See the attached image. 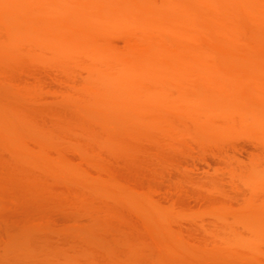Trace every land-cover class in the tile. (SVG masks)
<instances>
[{
    "label": "bare ground",
    "instance_id": "bare-ground-1",
    "mask_svg": "<svg viewBox=\"0 0 264 264\" xmlns=\"http://www.w3.org/2000/svg\"><path fill=\"white\" fill-rule=\"evenodd\" d=\"M4 26L8 30L2 32ZM0 27V60L6 57L16 59L26 54L33 60L36 59V62L38 60L43 64L58 66L63 72L73 71L71 74L76 75L72 77L82 76L86 71L83 79L81 77V83L75 84L76 88L72 86L74 83L71 80L72 84L69 82L72 90L78 89L73 91L76 94L66 89L69 86L67 84L63 90V96L73 101L72 103L77 102V92L81 91L83 96L78 95L80 100L78 99L79 103L76 104H81L82 100L83 103L95 104H87L92 108L98 105L102 111L115 113V116L113 114L109 117V114L107 116V113L103 112L106 118L113 120L114 117L115 122L131 121V126L135 123L134 125L141 128L139 130L152 129L156 134H166L173 140L172 144H187L186 140L190 139L202 144L207 143L206 146L210 143H214L212 146H222L234 138L253 140L256 150L248 157V163L245 161L247 167L242 162L240 165L245 167L241 168L244 169L243 172L240 173L239 170L240 174H233V177L242 181V185L244 183L247 186V192H244L245 189L239 192L243 193L240 194L242 199L236 193V197L241 199V204L234 211L235 209L226 203L219 202L220 198L214 199L216 203L212 200L211 207L205 210L221 223L218 222V227H213L216 229H209L212 233L208 230L210 235L212 234V238L209 235L210 241L213 239V242H208L210 245L206 242V245L196 246L191 250V254L200 258L208 255L207 260L209 257H218L226 261L232 258L249 264H264V0H0ZM117 38L123 41L121 48H118L121 44H115ZM240 66L241 70H234ZM77 68L79 72L84 69L83 73L77 74ZM75 81L78 82V78L73 82ZM32 84H24L23 88H29ZM66 92L68 96L72 93L71 97L75 94V100L68 98ZM11 119L13 120V117ZM2 123L7 124L5 121ZM131 128L129 134L135 132V129ZM34 130L36 129H32ZM3 134L5 135V132ZM0 135L3 138V135ZM33 136L35 138V134ZM40 137L37 138L41 140ZM22 140H25V137ZM22 142L15 141V145L20 148L24 146ZM97 143L99 146L102 142ZM175 145L178 147L180 144ZM26 148L28 149H20L25 153L23 149ZM57 153L56 156L61 151ZM32 154L26 153L29 158L36 160L38 156L34 158ZM53 159L54 156L47 159L44 167L40 168L51 167ZM231 164L234 166V163ZM235 169L233 167L232 170ZM80 170L79 167L67 163L63 173L67 175L71 172L80 183L94 184V187L104 189V183L98 180L101 177H96V181L90 182L84 171L82 173ZM113 179H116V176ZM239 179L237 181H240ZM116 180L119 181L117 185L121 184L118 178ZM113 183L109 180L107 185L112 186ZM123 187L117 189V186V196L123 195L127 198L134 194L139 186L134 187L135 190L129 186L128 189ZM145 187L142 186L144 190ZM140 192L141 190L135 194V207L143 210V220H156L159 223L156 224L158 228L153 227L155 231L158 229L159 238L156 233L153 237L159 240V243H156L162 251H171L176 235L175 230L173 232V229L168 227L169 223H166L167 216H170L167 208L160 207L162 204L159 206L150 202L146 195L148 191L145 194ZM240 199H237L238 202ZM227 215H230V218ZM149 228L147 226L148 230ZM155 244L154 246L157 245ZM177 245L179 249L182 246L179 242ZM156 255L158 256L157 252ZM135 257L134 259H139V264H143L142 260L146 256L142 260L139 256ZM161 258L158 256L160 264L172 262L170 259L164 261Z\"/></svg>",
    "mask_w": 264,
    "mask_h": 264
},
{
    "label": "rangeland",
    "instance_id": "rangeland-1",
    "mask_svg": "<svg viewBox=\"0 0 264 264\" xmlns=\"http://www.w3.org/2000/svg\"><path fill=\"white\" fill-rule=\"evenodd\" d=\"M5 27L4 29L0 27L2 32L8 30ZM116 43L119 45L123 41L117 38L115 39ZM122 45H119L118 48H121ZM23 56L28 58L25 59ZM23 56L17 57L18 59L6 57L7 60L6 58L0 60V117L4 114L0 118V124H2L0 129H3L0 131L5 132V135L0 132L3 135V138L0 135V264H130L129 262L139 264L140 261L137 262L139 259H134L135 256H139L140 260L146 256L142 260L143 264L145 262L160 264L158 256L159 258L164 256L162 257L164 261L170 259L173 264H187L186 262L188 264L246 263L232 258H228L226 261L220 260L218 257H209L207 260L208 255H206L207 258L204 255L201 259L191 253L196 246L213 242V239L210 241L209 235L212 233L211 229H216L213 227L217 226L220 220L216 221L205 210L211 207L212 200L220 198L219 202L226 203L234 208V211L241 204L240 194L243 195V193L239 192L244 189V192H247V186L244 183L245 186H243L238 177L240 181H237L238 179L233 177L235 176L233 174L237 176L247 167L248 164L245 161L248 163V157L256 150L255 143H252L253 140L244 137L234 138L222 146L216 144L218 149H215L216 146H212L214 143H210L211 145L208 143L209 146H206L207 143L202 144L190 139L186 140L187 144L184 142L172 144L173 140L166 134L158 132L156 134V131L154 132L152 129L139 130L141 128L134 125L135 123H133V127L131 126V121L115 122L114 117L113 120L106 118L109 112L102 111L98 105L92 108L87 105L90 103L84 101L85 104L82 100L80 103L83 105L76 104L79 97L83 96L81 91L77 92L79 95V97L76 96L77 102L72 103L73 101L66 99L62 94L63 90L69 85L70 87L68 86L66 89L76 94L73 91L78 89L72 90L70 83L72 81L74 83H71L72 86L76 88L75 84L79 85L86 74V71L82 74L84 69L79 72L80 70L77 68L78 72H75L81 73L82 76L72 77L76 75H72L73 71H71L72 74L63 72L58 66L43 64L38 60L36 62L35 58L33 60L26 54ZM241 60L242 63L244 58ZM241 63L239 62L238 65ZM241 68L242 66L234 68V70H241ZM74 69L76 70V67ZM77 78L78 82H73ZM28 83H33V86L29 85L30 89L27 88V85L23 88V85ZM72 93L69 96L67 93V97H71ZM75 94L74 97H71L74 98L72 100H75ZM103 112L107 114L105 115ZM113 114H109V117L110 115L115 116L114 112ZM3 119L7 124L2 123ZM6 119H9V123ZM3 126L5 128H2ZM15 126H17L16 129H14ZM34 128L36 130L32 131ZM129 128L135 129V132L129 134ZM148 131L151 132L150 135ZM22 132L24 133L22 134ZM29 132H34L35 138L34 134ZM13 133L15 136L20 133L18 137L23 136L21 140L24 137L25 140L22 142L17 136H14L15 139H13ZM11 134H13L12 138ZM24 134L30 135L25 136ZM36 135L37 137L42 136L41 140ZM14 140L24 144L20 148L28 147V149H23L26 151L25 153L15 145ZM97 142L102 143H99L98 146ZM175 144L181 146L177 147ZM219 146L223 148L220 147L219 150ZM17 150H21V152ZM36 150L39 151L36 152ZM15 151L17 153H14ZM27 152L33 153L34 158L38 156L36 159L38 162L29 158L26 155ZM51 155L55 159L52 160L51 167L40 168L44 167L47 159L53 158ZM242 162L245 167L240 165ZM67 163L79 167V170L82 169L90 182L101 177L98 180L104 183V189L94 187V184L80 183L76 180L75 174L71 172L67 173L68 176L66 173L64 174L63 169ZM231 163H234V166ZM237 163L240 165L239 168ZM227 164L228 166H226ZM233 167L238 169L233 171ZM243 167L244 169H241ZM82 171L80 170V172ZM112 174L120 180L121 184L117 185L119 181L113 179L115 176L112 177ZM72 175L74 176L72 177ZM109 175H111L110 179ZM109 180L112 183L115 181V185L113 183L112 186L116 187L108 186ZM130 183L139 184H136L139 186L136 192L127 198L123 195L117 196V189L123 186L126 189L136 188ZM141 185L143 188L147 185L145 190ZM124 187L123 189H125ZM109 190L111 191L109 192ZM140 190V193L147 192L146 195L149 198L147 199L150 202L159 206L162 204L160 207L167 208L164 209L168 210L170 216H167L166 223H169L168 227L173 229V232L175 230L174 234L176 235L173 242L174 250L169 252L161 250L158 246L159 240L157 241L153 237L156 233L159 238L158 229L155 231V228L159 227L157 226L159 223L156 220L144 219V221L143 210L135 207L133 203L137 196L135 194ZM236 193L241 199L236 197ZM236 198L240 199V202ZM215 200L214 203L217 202ZM227 200L228 202H225ZM144 206L146 205L144 204L143 208H145ZM136 211L141 213H136ZM149 223L153 224L152 227ZM147 226L155 228L148 230ZM210 237L212 238V234ZM178 242L182 245L180 249L177 245ZM188 243L193 247H190ZM156 252L158 253L157 257L155 256ZM182 252L187 257L182 255ZM137 253L139 255H136ZM163 253L167 254L163 255ZM175 254L177 258L181 255L182 257L177 259ZM193 258L197 260L194 259V262ZM176 260L178 261L175 262Z\"/></svg>",
    "mask_w": 264,
    "mask_h": 264
}]
</instances>
